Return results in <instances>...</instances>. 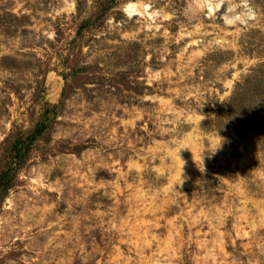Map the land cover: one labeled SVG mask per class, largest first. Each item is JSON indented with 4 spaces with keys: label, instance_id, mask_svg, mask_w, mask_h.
<instances>
[{
    "label": "rangeland",
    "instance_id": "1",
    "mask_svg": "<svg viewBox=\"0 0 264 264\" xmlns=\"http://www.w3.org/2000/svg\"><path fill=\"white\" fill-rule=\"evenodd\" d=\"M0 264H264V0H0Z\"/></svg>",
    "mask_w": 264,
    "mask_h": 264
},
{
    "label": "bare ground",
    "instance_id": "2",
    "mask_svg": "<svg viewBox=\"0 0 264 264\" xmlns=\"http://www.w3.org/2000/svg\"><path fill=\"white\" fill-rule=\"evenodd\" d=\"M134 6V5H133ZM133 6H127V11L129 10L130 12H134L135 10L133 9ZM147 8V7H146Z\"/></svg>",
    "mask_w": 264,
    "mask_h": 264
},
{
    "label": "trees",
    "instance_id": "3",
    "mask_svg": "<svg viewBox=\"0 0 264 264\" xmlns=\"http://www.w3.org/2000/svg\"><path fill=\"white\" fill-rule=\"evenodd\" d=\"M16 152L14 151V154H15Z\"/></svg>",
    "mask_w": 264,
    "mask_h": 264
}]
</instances>
